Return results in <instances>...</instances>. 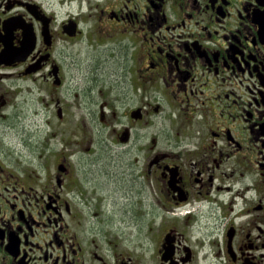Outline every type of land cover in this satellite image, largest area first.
Masks as SVG:
<instances>
[{
  "label": "flooded vegetation",
  "instance_id": "flooded-vegetation-1",
  "mask_svg": "<svg viewBox=\"0 0 264 264\" xmlns=\"http://www.w3.org/2000/svg\"><path fill=\"white\" fill-rule=\"evenodd\" d=\"M0 264H264V0H0Z\"/></svg>",
  "mask_w": 264,
  "mask_h": 264
},
{
  "label": "rangeland",
  "instance_id": "rangeland-1",
  "mask_svg": "<svg viewBox=\"0 0 264 264\" xmlns=\"http://www.w3.org/2000/svg\"><path fill=\"white\" fill-rule=\"evenodd\" d=\"M67 47H68V52H71L72 47L70 45H67ZM76 48H79V51H80L79 58L80 59H84L85 60L87 58V55L89 57H93L94 54L95 55H100L99 50L97 52L93 53L92 55H89V52H88V41H87L85 35L81 37V39L78 41V44L75 45V47L73 48V50L75 52H76ZM102 55H103V52H102ZM75 98H76V94H75ZM78 103H81V104H80L79 108H77V107L75 108L76 112H80L82 106H85L84 97H82L80 102H78ZM80 125H81L80 123L77 124L76 120L74 121L72 127L68 123L67 124H65V123L61 124L60 122L58 123V125L56 126V130H57V139L59 140L58 141L59 148H61L60 140L64 139L65 137L69 138L71 135H73L74 139H77L79 137V133H82L83 135H85V137L87 139L91 138V137H94L95 140H98L99 137H100V134H103L101 132L102 131V127H101L99 122H95L94 124L87 125V126L86 125L80 126ZM94 145H95V148H94V153L93 154H91V155H86L85 154V155H82L80 157V161H79V162H81L79 164L80 166H87V167L88 166H95L96 167L98 165L97 164L92 165V162L96 161V160H98L100 158H103V159H108V160H115V165L117 164V161L120 160V162H121V168L120 169L127 171V168H126V165H125V163H126L125 160H126V158L129 157L128 155H122V154L113 153L112 157H108L105 153H103L102 144L101 143H96ZM45 162H46V159L43 158L41 160V165L44 166ZM121 183H125V185L127 187L133 186V182H132L131 177H130L129 174L126 175V179L125 180L122 179ZM122 188H125V187L122 186ZM141 240L143 241V240H145V238L143 237ZM138 241H140L139 237H138Z\"/></svg>",
  "mask_w": 264,
  "mask_h": 264
},
{
  "label": "water",
  "instance_id": "water-1",
  "mask_svg": "<svg viewBox=\"0 0 264 264\" xmlns=\"http://www.w3.org/2000/svg\"><path fill=\"white\" fill-rule=\"evenodd\" d=\"M71 33V32H70ZM71 34H75V32L74 33H71Z\"/></svg>",
  "mask_w": 264,
  "mask_h": 264
}]
</instances>
